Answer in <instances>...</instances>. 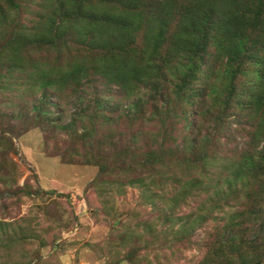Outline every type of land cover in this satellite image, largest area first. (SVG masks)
Masks as SVG:
<instances>
[{
  "label": "trees",
  "instance_id": "1",
  "mask_svg": "<svg viewBox=\"0 0 264 264\" xmlns=\"http://www.w3.org/2000/svg\"><path fill=\"white\" fill-rule=\"evenodd\" d=\"M5 85L31 94L20 101L47 140L65 136L47 143L51 155L98 167L90 187L144 183L153 205L170 204V223L203 197L188 218L214 223L197 264H264V0H0ZM70 101L69 120L53 118L52 104ZM8 115L0 198L19 191L1 122L24 109ZM177 233L191 242L185 224Z\"/></svg>",
  "mask_w": 264,
  "mask_h": 264
},
{
  "label": "rangeland",
  "instance_id": "2",
  "mask_svg": "<svg viewBox=\"0 0 264 264\" xmlns=\"http://www.w3.org/2000/svg\"><path fill=\"white\" fill-rule=\"evenodd\" d=\"M5 87L0 89V114L24 109V115L1 122L16 146L5 160L9 184L13 190L19 187L13 196L0 198V253L10 255L2 257L3 264L199 263L204 251L195 243L214 222L210 218L201 224L188 217L202 206L203 197L176 207L170 223L165 219L170 204L157 199L153 205L144 183L127 184L123 179L114 180L111 187H90L98 167L51 155L47 145L63 147L65 136L47 140L49 132L42 128L37 109L20 101L31 94L24 86ZM51 109L53 118L68 121L75 106L70 101L66 111L53 104ZM232 138L235 144L241 141ZM28 190L32 193L26 194ZM182 224L191 239L186 246L176 240ZM136 249L138 253H129ZM128 254H134L131 261Z\"/></svg>",
  "mask_w": 264,
  "mask_h": 264
},
{
  "label": "water",
  "instance_id": "3",
  "mask_svg": "<svg viewBox=\"0 0 264 264\" xmlns=\"http://www.w3.org/2000/svg\"><path fill=\"white\" fill-rule=\"evenodd\" d=\"M258 264H261V263H258Z\"/></svg>",
  "mask_w": 264,
  "mask_h": 264
}]
</instances>
